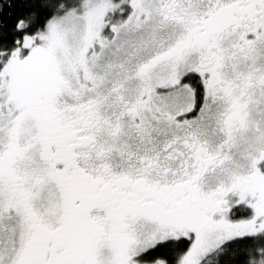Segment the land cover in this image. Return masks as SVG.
<instances>
[{
  "label": "snow or ice",
  "instance_id": "obj_1",
  "mask_svg": "<svg viewBox=\"0 0 264 264\" xmlns=\"http://www.w3.org/2000/svg\"><path fill=\"white\" fill-rule=\"evenodd\" d=\"M0 264H264V0H0Z\"/></svg>",
  "mask_w": 264,
  "mask_h": 264
}]
</instances>
